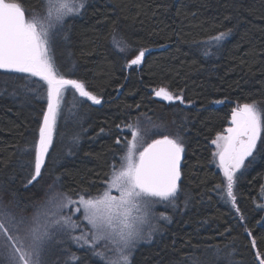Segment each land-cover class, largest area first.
<instances>
[{"label": "trees", "instance_id": "16d2710c", "mask_svg": "<svg viewBox=\"0 0 264 264\" xmlns=\"http://www.w3.org/2000/svg\"><path fill=\"white\" fill-rule=\"evenodd\" d=\"M84 2L78 15L66 19V39L50 54L66 78L84 82L101 103L71 87L64 91L41 176L29 183L35 174L31 148L46 100L15 87L22 81L14 77L25 74L0 70V205L27 216L51 187L73 199L101 194L130 136L121 129L141 121L146 145L163 135L180 137L185 154L179 192L164 210L169 219L153 241L134 250L131 264H259L264 130L237 175L235 207L215 187L222 175L213 163L211 140L227 126L233 108L264 102V0ZM22 3L33 14L43 0ZM220 32L229 34L207 45ZM140 49L142 64L126 67ZM160 88L182 96L183 103L156 97ZM69 249L79 257L70 264H104L87 246ZM57 257L67 259L59 252L50 258Z\"/></svg>", "mask_w": 264, "mask_h": 264}, {"label": "snow or ice", "instance_id": "6c2138e0", "mask_svg": "<svg viewBox=\"0 0 264 264\" xmlns=\"http://www.w3.org/2000/svg\"><path fill=\"white\" fill-rule=\"evenodd\" d=\"M46 2L47 11L39 16L27 14L22 0H0V70L5 74H25L14 77L22 81L15 87L26 95L46 100V110L42 111V122L38 126V139L31 148L35 174L29 183L41 176L64 91L71 87L94 104L101 103L97 95L86 89L84 82L66 78L50 54L59 39H66L62 36L65 21L80 13L85 7L84 0ZM228 34L220 32L210 39L220 42ZM144 57L145 50L140 49L134 58L126 61L125 66H139ZM12 94H16L15 90ZM154 94L165 101L179 100L183 103L182 96L173 95L165 88L155 90ZM127 127L131 129V140L125 141L119 163L114 162L110 166L108 190L102 196L85 199L81 195L78 202L67 194H63V199L50 197L47 206L33 211L30 216L0 212V264H70L73 260L79 261V257L65 249L66 244H76L81 248L87 246L104 264H131L132 250L145 239V226L150 229L147 232L150 237L156 230L151 224L152 219H169L164 213L156 217L154 209L155 205L172 203L177 197L185 145L180 137L163 135L137 152L144 139L141 129L133 125ZM262 130L264 102L253 101L233 108L230 126L211 140L216 148L213 157L223 173L222 182L215 187L221 199L233 207L236 204L234 186L237 172L245 159L253 155ZM120 143L117 139L116 144ZM113 188L120 193L118 197L111 195ZM261 191L264 193V186H261ZM73 203L82 206L83 218L91 225L90 234L72 235L79 225L62 210ZM259 207L264 208V205ZM76 211L79 212L80 208ZM236 211L239 212V208ZM246 231L251 236V232ZM102 241L105 251H98ZM251 246L253 249L257 247L254 238ZM55 252L67 259H51ZM109 252L113 255L109 256ZM255 258L259 264H264V253L256 251Z\"/></svg>", "mask_w": 264, "mask_h": 264}, {"label": "rangeland", "instance_id": "374dc122", "mask_svg": "<svg viewBox=\"0 0 264 264\" xmlns=\"http://www.w3.org/2000/svg\"><path fill=\"white\" fill-rule=\"evenodd\" d=\"M46 11H47V2H46V0H43V4H42V7L40 8V10L38 11V12H36V13H31V14H29V15H39V16H43L45 13H46ZM72 17V16H71ZM218 42H216V41H214V40H210V41H208V44L207 45H211V46H213L214 44H217ZM134 58V57H133ZM174 95V94H173ZM62 98V97H61ZM86 98V97H85ZM90 101V100H89ZM92 102V101H91ZM93 103V102H92ZM230 120H231V114H230V118H229V121H228V124H227V126L224 128V129H226L227 127H229L230 126ZM141 122V121H140ZM140 122H138V123H134L133 124V126H135V127H139L140 129H141V133H142V135H143V137H144V134H143V126H142V124H140ZM224 129H223V131L222 132H220V133H223L224 132ZM121 130H123L124 132H129L130 133V136H129V138L128 139H126V140H131V129L129 128V127H127V125L126 126H124ZM216 137V136H215ZM214 137V138H215ZM213 138V139H214ZM125 140V141H126ZM258 142H259V140L257 141V145H258ZM146 144H145V137H144V139H143V144L142 145H140V146H138V149H137V152H139V151H142L143 150V147H146L145 146ZM211 145H212V147H213V153L216 151V148H215V145H213L212 143H211ZM257 147V146H256ZM254 151H255V149H254ZM254 151H253V153H254ZM123 154H124V152H123ZM122 154V155H123ZM121 155V156H122ZM253 156V155H252ZM252 156H250V157H248V158H246L245 159V162H244V165L241 167V169L246 165V163L249 161V159L252 157ZM213 163H214V166H215V168L221 173V175H222V178H223V173H222V170L221 169H219V167H218V161L213 157ZM240 169V170H241ZM240 170L237 172V175H238V173L240 172ZM108 180H109V178H108ZM108 180H107V182H108ZM106 182V186H105V189L102 191V193L101 194H99V195H97V196H93V197H85V199H88V198H95V197H99V196H102V194H103V192L105 191V190H108V183ZM236 185V184H235ZM264 186V185H263ZM53 188L54 187H51L50 188V190H51V192L49 193V196H47V198L45 199V201L38 207V208H36V209H34V210H32V211H35V210H37V209H43L45 206H47V202H48V200H49V198L50 197H59L60 199H63V195H60V194H57L56 192H55V190H53ZM111 191V195H113V196H119L120 195V193L115 189V188H113V189H111L110 190ZM234 194L236 195V193H235V186H234ZM80 198V197H79ZM79 198H75V199H73V198H71L73 201H77L78 202V200H79ZM64 203H67V201L66 200H64ZM228 204H230L232 207H233V205L230 203V202H228ZM259 205H264V193H262V191H260L259 192V196H258V201H257V207H259ZM166 206H169V202H163V203H160V204H157V205H155V209H154V215L156 216V217H158L159 216V214L160 213H164L165 214V212H164V210L166 209ZM80 208V211L79 212H77L76 211V209L77 208ZM259 208H261V209H263V211H264V208H262V207H259ZM63 214L64 215H71V217H72V220L74 221V222H76L78 225H79V227L78 228H76L73 232H72V235H74V236H79L82 232H87V233H89L90 234V231H91V225H89V223H88V221L87 220H85L83 217H84V210H83V208H82V206H80L78 203H73V204H70V205H68V207H66V208H64L63 210ZM0 212H5V213H10V214H14V215H23V214H16L15 212H14V208L13 207H10V206H4V205H0ZM32 214V212H30L29 211V213H27V216H30ZM163 221L164 220H159V219H152V221H151V224H152V226L156 229L155 231H152L151 232V236L150 237H148L147 236V232L150 230L149 228H148V226L146 225L145 226V231H146V236H145V239L144 240H141L140 242H138L137 243V245H136V247L132 250V253H131V256H132V254H133V252H134V250L140 245V244H146V243H149V242H151V241H153L154 240V238H155V236H157L158 234H159V232L161 231V229H162V227H161V225L163 224ZM263 222H264V217H263ZM103 241L101 242V245H99L98 247H97V250L98 251H105V249L102 247V245H103ZM67 246H69V248H72V247H74V246H78V245H76V244H66L64 247H65V249H67ZM67 249V251L69 252V253H71V250L70 249ZM109 256H112L113 254L112 253H107ZM54 255H56V252L54 253ZM131 256H130V258H131ZM98 257V256H97ZM98 258H100V257H98Z\"/></svg>", "mask_w": 264, "mask_h": 264}, {"label": "water", "instance_id": "95a60500", "mask_svg": "<svg viewBox=\"0 0 264 264\" xmlns=\"http://www.w3.org/2000/svg\"><path fill=\"white\" fill-rule=\"evenodd\" d=\"M160 139V138H159ZM151 143V142H150ZM182 161H183V159H182ZM182 161H181V165H182Z\"/></svg>", "mask_w": 264, "mask_h": 264}]
</instances>
